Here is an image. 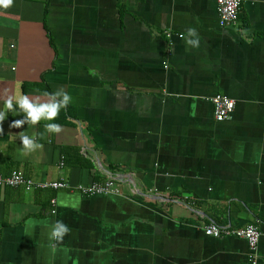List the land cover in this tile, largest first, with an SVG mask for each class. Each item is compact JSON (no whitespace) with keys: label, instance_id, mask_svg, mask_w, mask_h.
Returning a JSON list of instances; mask_svg holds the SVG:
<instances>
[{"label":"crops","instance_id":"0c3cea01","mask_svg":"<svg viewBox=\"0 0 264 264\" xmlns=\"http://www.w3.org/2000/svg\"><path fill=\"white\" fill-rule=\"evenodd\" d=\"M189 28L199 47L182 38ZM60 89L72 100L55 120L12 128L23 118L12 111L2 123L1 175L70 187L0 186V264H251L245 241L205 235L208 221L256 225L264 264V0H241L224 26L214 0L0 8V90ZM216 93L233 101L222 121ZM20 132L43 147L22 154ZM108 176L118 193L76 188ZM56 221L70 232L52 247Z\"/></svg>","mask_w":264,"mask_h":264},{"label":"built area","instance_id":"2783aa9c","mask_svg":"<svg viewBox=\"0 0 264 264\" xmlns=\"http://www.w3.org/2000/svg\"><path fill=\"white\" fill-rule=\"evenodd\" d=\"M217 23L219 26L232 24L241 3V0H214ZM212 105V116L215 121H222L227 119L233 108V101L229 97L221 94H214L209 98ZM62 161H59L58 165H62ZM0 186L9 187H22L28 191L33 186L44 188L51 187L52 189L67 188L70 187L68 183L63 179L50 182L34 183L30 178L24 176L19 170H12L6 175L0 174ZM76 188L82 194H110L118 193L115 178L108 176L103 181H92L87 185H76ZM53 201V200H52ZM51 201V202H52ZM203 233L211 237L221 236H233L243 239L249 249V259L251 264L256 263V246L260 236V231L254 224H247L243 227H230L229 225H220L214 221H208L202 226Z\"/></svg>","mask_w":264,"mask_h":264},{"label":"clouds","instance_id":"9594fccd","mask_svg":"<svg viewBox=\"0 0 264 264\" xmlns=\"http://www.w3.org/2000/svg\"><path fill=\"white\" fill-rule=\"evenodd\" d=\"M14 0H0V8L7 9L11 7ZM186 44L196 48L199 47V38L194 28L187 30V36L182 37ZM0 99L4 100V108L0 109V134H3L2 123L7 118V113L16 111L18 114H23L22 119L14 120L10 127L21 128L25 124L28 127H33L39 124L41 120L53 121L55 120L62 108H66L71 102L72 97L60 89L54 93H44V97H29L21 95L18 99L3 90H0ZM45 133H60L62 128L56 123H47L44 125ZM44 133L39 134V138H43ZM19 140L22 145V154L28 155L37 149L43 147L38 143L37 136H29L23 132L18 133ZM70 232L69 227L63 221H56L49 233V240L55 242L52 247L63 241L65 235Z\"/></svg>","mask_w":264,"mask_h":264}]
</instances>
